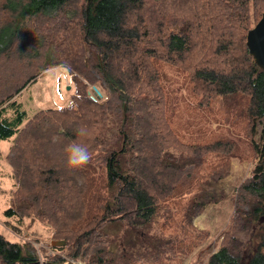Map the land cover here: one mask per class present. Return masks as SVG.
Returning a JSON list of instances; mask_svg holds the SVG:
<instances>
[{
    "label": "trees",
    "instance_id": "16d2710c",
    "mask_svg": "<svg viewBox=\"0 0 264 264\" xmlns=\"http://www.w3.org/2000/svg\"><path fill=\"white\" fill-rule=\"evenodd\" d=\"M263 11L264 0H0V142L14 137L8 160L16 181V210L4 214L49 224L65 243L51 247L66 248L76 264H168L192 248L184 227L214 203L209 185L241 155L242 137L255 163L232 221L235 232L251 237L223 239L205 264H264V223L254 229L264 215V70L246 47ZM35 40L43 54L58 41L57 60L74 91L71 105L22 125L26 113L16 96L40 71L12 73L9 62L22 61ZM165 66L188 82L189 107L210 113L220 103L232 138L179 129L184 98L168 86ZM98 82L106 92L100 101L88 89ZM73 143L88 147L87 165L68 166ZM45 259L0 234V264L66 262Z\"/></svg>",
    "mask_w": 264,
    "mask_h": 264
},
{
    "label": "rangeland",
    "instance_id": "374dc122",
    "mask_svg": "<svg viewBox=\"0 0 264 264\" xmlns=\"http://www.w3.org/2000/svg\"><path fill=\"white\" fill-rule=\"evenodd\" d=\"M30 21L32 24L29 22V26L32 27L29 28V31L34 32L36 34L35 39L41 41V30H35L33 20ZM35 42L33 44L32 41V47L27 50L22 61L11 59L9 62L12 64L11 72L13 69H17V73L20 74L22 70L23 72L27 70L28 74L29 67L37 68L40 71L30 86L16 96L17 102L21 105L20 112L26 113L22 125L40 111L57 109L72 104L74 83L66 67L57 60L56 45L58 41L53 40L48 44L46 54L42 52L41 43L37 40ZM46 65L49 67L44 70L43 67ZM164 68L169 82L168 86L178 89L179 94L184 98V103L180 105L181 109L175 121L179 129L187 136L198 129H206L213 133L214 138L222 141L232 138L233 134L230 133L229 126L221 123L225 118L221 116L220 103L211 104L208 108L210 113L205 110H198L194 106L189 107L193 99L190 96L188 82L186 81L185 84L183 82L184 76L174 68L169 66ZM92 86H96L101 93V97L97 101L104 100L106 92L100 89V82L96 85L88 84V89L90 90ZM90 96L95 99L92 94ZM9 113L11 114V112ZM239 138V146L243 147V149L241 148V155L239 157L231 156L226 175L218 183L209 185V188H216L214 190V203H209L202 212L195 214L190 225L184 227L187 234H183L182 238L189 242L192 248L184 250L183 253H177L168 264H205L208 255L216 252L223 239L231 237L244 243L250 239L251 236L248 232H235V224L232 221L233 215L238 213L236 211L240 207V204L237 205L234 201L235 199L238 200L241 185L250 176L255 163L253 156L250 155L247 141L242 137ZM13 142L14 137L8 141L0 142V234L12 242L24 243L26 248L38 257L40 262H45V257L57 255L66 258L64 264L81 263L66 257V248L59 251L51 247L53 241L60 240H55L50 225L41 221L37 216L21 214L22 217H19L4 214V211L12 206L16 210L12 200L16 181L8 160ZM245 208L243 207V209ZM262 223H264V215L259 220V225H256L254 229L258 230ZM106 231L111 236L117 233L113 227ZM168 233H171V228L165 232L166 235Z\"/></svg>",
    "mask_w": 264,
    "mask_h": 264
},
{
    "label": "water",
    "instance_id": "95a60500",
    "mask_svg": "<svg viewBox=\"0 0 264 264\" xmlns=\"http://www.w3.org/2000/svg\"><path fill=\"white\" fill-rule=\"evenodd\" d=\"M246 47L248 54L252 57L254 64L264 70V11L259 21L247 31L246 34ZM89 93L93 95L95 99H100L101 93L96 86H92ZM64 241H53L52 246H63Z\"/></svg>",
    "mask_w": 264,
    "mask_h": 264
},
{
    "label": "clouds",
    "instance_id": "9594fccd",
    "mask_svg": "<svg viewBox=\"0 0 264 264\" xmlns=\"http://www.w3.org/2000/svg\"><path fill=\"white\" fill-rule=\"evenodd\" d=\"M80 135L85 132L81 129ZM91 160V153L86 145L73 143L70 147L67 164L70 168H80L87 165Z\"/></svg>",
    "mask_w": 264,
    "mask_h": 264
},
{
    "label": "crops",
    "instance_id": "0c3cea01",
    "mask_svg": "<svg viewBox=\"0 0 264 264\" xmlns=\"http://www.w3.org/2000/svg\"><path fill=\"white\" fill-rule=\"evenodd\" d=\"M17 100V99H16Z\"/></svg>",
    "mask_w": 264,
    "mask_h": 264
}]
</instances>
